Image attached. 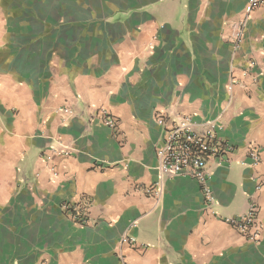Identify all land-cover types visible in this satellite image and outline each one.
I'll return each instance as SVG.
<instances>
[{
  "label": "crops",
  "instance_id": "1",
  "mask_svg": "<svg viewBox=\"0 0 264 264\" xmlns=\"http://www.w3.org/2000/svg\"><path fill=\"white\" fill-rule=\"evenodd\" d=\"M248 2L0 0V264H264V8ZM157 114L217 121L233 145L208 162L215 214L195 180L160 175ZM249 194L258 243L222 221Z\"/></svg>",
  "mask_w": 264,
  "mask_h": 264
},
{
  "label": "built area",
  "instance_id": "2",
  "mask_svg": "<svg viewBox=\"0 0 264 264\" xmlns=\"http://www.w3.org/2000/svg\"><path fill=\"white\" fill-rule=\"evenodd\" d=\"M257 7L264 8V0H249L248 10ZM100 123L110 128L113 133L119 134V124L117 118L107 108H100L97 111ZM156 123L160 128V140L156 146L157 169L163 178H172L175 176H185L192 178L199 184L201 194L204 198L206 210L215 214L213 205L216 198L208 183V162L210 159H216L217 165H221L228 160L227 155L233 151L234 147L230 143L220 138L219 130L221 125L217 121H211L201 130L192 128V117L188 114H179L173 118L157 114ZM68 154L69 151H63ZM246 156L250 165H257L261 161V150L257 144L249 143L246 148ZM254 192L262 187L261 179L254 177ZM162 181L145 187L144 191L155 198L162 194ZM249 194L247 210L234 217H224L222 221L232 226L247 240L258 243L261 239L262 225L258 220V203L255 198ZM67 210H70L72 219L83 224L86 221L84 212L78 210L72 212L70 204H64ZM122 242L135 243L133 236H122Z\"/></svg>",
  "mask_w": 264,
  "mask_h": 264
},
{
  "label": "rangeland",
  "instance_id": "3",
  "mask_svg": "<svg viewBox=\"0 0 264 264\" xmlns=\"http://www.w3.org/2000/svg\"><path fill=\"white\" fill-rule=\"evenodd\" d=\"M215 205V204H214ZM213 208H214V206H213Z\"/></svg>",
  "mask_w": 264,
  "mask_h": 264
}]
</instances>
